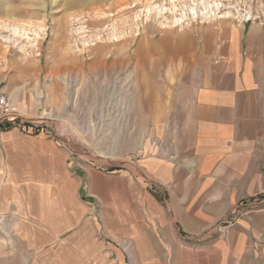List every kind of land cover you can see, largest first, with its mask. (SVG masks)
<instances>
[{"label": "rangeland", "instance_id": "374dc122", "mask_svg": "<svg viewBox=\"0 0 264 264\" xmlns=\"http://www.w3.org/2000/svg\"><path fill=\"white\" fill-rule=\"evenodd\" d=\"M170 1L42 0L73 71L0 131V264H264V0Z\"/></svg>", "mask_w": 264, "mask_h": 264}, {"label": "crops", "instance_id": "0c3cea01", "mask_svg": "<svg viewBox=\"0 0 264 264\" xmlns=\"http://www.w3.org/2000/svg\"><path fill=\"white\" fill-rule=\"evenodd\" d=\"M81 4L82 3H80V5ZM47 6L48 3L42 2V0L39 2L33 0H0V81L5 84V93L12 105L14 115L17 116V121L22 125L32 123L25 119L35 116L39 101H41L42 88L63 85L65 76L73 71L71 68H66L64 64L62 65L61 63L50 67L46 64V61L42 63L41 58L43 57L41 56H43V54H49L47 49L43 46L47 37V33L44 32L43 28L44 26H47L46 21L48 18L47 14L43 11ZM72 6L79 7V4L72 3L70 4V7L74 8ZM62 57L63 58H60L61 61L62 59L65 61L63 53ZM256 87L257 82H248L247 92L250 98L253 94L255 96L259 94L255 89ZM250 88L253 89L251 90ZM213 93L216 95L221 92L216 90ZM243 93H245V91ZM252 101L253 100L251 99L246 104V100L243 106L241 101L230 105L219 98V95L216 96V98L214 97L212 102H209V97L205 95L204 97L202 96V100H200V103L202 104L200 111L202 114L199 117L209 120L218 119L220 112L224 111L226 107L227 109H230L232 106L233 108L231 109L234 112L233 118H235L234 116L237 117L235 110H244L248 113L252 112L253 109L256 110L259 108L257 105L254 106ZM250 116L251 114H246L245 118L247 119ZM224 124H217L219 126L216 125L215 127H209L206 134H225L226 131L224 130ZM11 126L13 125L4 124L3 126H0V131H3L4 128V130L12 128ZM232 128H234V126ZM235 129L228 133L237 134L240 132L237 128ZM2 135L3 133L1 136ZM0 138H2L4 145H6L7 137L3 135ZM3 148L5 149L6 147ZM9 149L10 148L7 147L6 150ZM1 156L0 148V166L2 162ZM246 226L250 229L248 235H242L240 230L239 233H236L238 234L240 241H243V243L241 242L243 245L250 244L253 239H250V235L258 233L261 230L264 231V226H256V230H252L251 225ZM255 235L260 234L258 233ZM257 238H255V240Z\"/></svg>", "mask_w": 264, "mask_h": 264}, {"label": "built area", "instance_id": "2783aa9c", "mask_svg": "<svg viewBox=\"0 0 264 264\" xmlns=\"http://www.w3.org/2000/svg\"><path fill=\"white\" fill-rule=\"evenodd\" d=\"M4 88V83L0 81V126L4 124L15 125L18 118L14 115L9 98L4 92Z\"/></svg>", "mask_w": 264, "mask_h": 264}, {"label": "bare ground", "instance_id": "6f19581e", "mask_svg": "<svg viewBox=\"0 0 264 264\" xmlns=\"http://www.w3.org/2000/svg\"><path fill=\"white\" fill-rule=\"evenodd\" d=\"M174 1L175 0H173L172 2H171V4L172 3H174ZM176 2V1H175ZM181 2H184V1H181ZM188 2V1H187ZM190 2V1H189ZM206 2V1H205ZM208 2H209V4H210V1L208 0ZM207 2V3H208ZM214 2V1H213ZM213 2H212V4H213ZM216 2V1H215ZM214 2V3H215ZM169 3V2H168ZM179 3V2H178ZM195 3V2H194ZM154 5H155V3H153ZM165 4V3H164ZM175 4V3H174ZM204 4V3H203ZM177 5H179V4H177ZM177 5H176V7H177ZM195 5V4H194ZM201 5V4H200ZM208 5V4H207ZM222 5V4H221ZM160 6H161V4H160ZM165 6V5H164ZM172 6H173V4H172ZM197 6H198V4H197ZM204 6V5H203ZM150 7V6H149ZM148 7V8H149ZM155 7V6H154ZM158 7V6H157ZM162 7V6H161ZM170 7V6H169ZM168 7V8H169ZM180 7V6H179ZM208 7V6H207ZM214 7V6H213ZM152 8V7H151ZM159 9H160V7H158ZM183 8V7H182ZM198 8V7H197ZM202 8V7H201ZM215 8V7H214ZM184 9H185V7H184ZM187 9V8H186ZM193 9V8H192ZM208 9V8H207ZM171 10V9H170ZM169 10V11H170ZM180 10V9H179ZM183 10V9H182ZM181 10V11H182ZM202 10V9H201ZM205 10V9H204ZM210 10V9H209ZM214 10V9H213ZM212 10V11H213ZM148 11H150V10H148ZM151 11H152V9H151ZM174 11H176V9H174ZM174 11L172 10L171 12H173L174 13ZM195 11V10H194ZM193 11V12H194ZM211 10H210V13L212 12ZM156 12V11H155ZM166 12H167V10H166ZM186 12V11H185ZM205 12H207V11H205ZM209 12V11H208ZM146 13H147V11H146ZM153 13V12H152ZM160 13H161V15L163 14L164 15V10H162L161 9V11H160ZM182 13V12H181ZM191 13V12H190ZM149 14V13H148ZM158 14V13H157ZM172 14V13H171ZM176 14V13H175ZM199 14V13H198ZM206 14V13H205ZM208 14V13H207ZM185 15V14H184ZM175 16H177L178 17V15L176 14ZM186 16V15H185ZM193 16V15H192ZM196 16H198V15H196ZM243 16V15H242ZM154 17V16H153ZM159 17V15L157 16V18ZM164 17V16H163ZM156 18V17H155ZM187 18V17H186ZM200 18V17H199ZM204 18V17H203ZM246 18V17H245ZM163 19V18H162ZM207 19V18H206ZM205 19V20H206ZM184 20H185V17L183 16V14L180 16V18H174L173 19V21H172V24H171V26H175V27H177V26H179L180 24H181V22L183 23L184 22ZM171 22V21H170ZM75 23V22H74ZM185 23V22H184ZM160 25V24H159ZM118 26V25H117ZM167 26V25H166ZM115 28V27H114ZM81 29V28H80ZM113 29V28H112ZM108 31V30H107ZM112 31H114V30H112ZM116 32H117V30H116ZM120 32V31H119ZM122 33V32H121ZM121 33H119V34H121ZM22 34V33H21ZM115 34V33H114ZM117 34V33H116ZM35 36V35H34ZM110 38V37H109ZM115 38V37H114ZM116 40V39H115ZM118 41V40H117ZM92 42V41H91Z\"/></svg>", "mask_w": 264, "mask_h": 264}]
</instances>
